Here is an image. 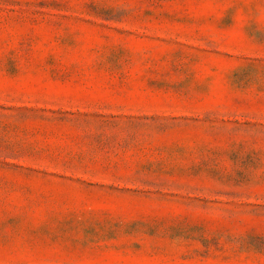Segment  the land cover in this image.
Returning a JSON list of instances; mask_svg holds the SVG:
<instances>
[{
  "label": "rangeland",
  "instance_id": "obj_1",
  "mask_svg": "<svg viewBox=\"0 0 264 264\" xmlns=\"http://www.w3.org/2000/svg\"><path fill=\"white\" fill-rule=\"evenodd\" d=\"M0 264H264V0H0Z\"/></svg>",
  "mask_w": 264,
  "mask_h": 264
}]
</instances>
